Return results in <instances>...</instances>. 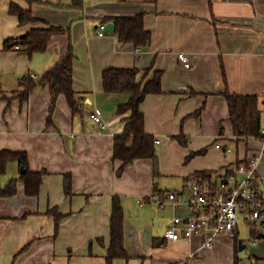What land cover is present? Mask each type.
I'll return each instance as SVG.
<instances>
[{
    "label": "crops",
    "instance_id": "0c3cea01",
    "mask_svg": "<svg viewBox=\"0 0 264 264\" xmlns=\"http://www.w3.org/2000/svg\"><path fill=\"white\" fill-rule=\"evenodd\" d=\"M13 4L30 10L34 21L21 25L11 13ZM138 15L152 34L149 45L138 48L115 33L99 35L102 25L114 23L106 18ZM52 26L68 31L54 36L45 52L30 56L6 49L7 40ZM71 44L77 55L73 88L83 112L74 114L61 95L51 115L49 86L23 102L20 80L39 81ZM111 68L138 69L139 79L149 73L146 81L161 75L162 93L149 94L141 106L146 132L160 141L158 171L148 158L117 173L122 163L113 158L114 139L129 115L118 109L131 95L104 91L103 73ZM227 91L259 97L264 129V0H0V151L24 152L32 172H46L37 196H28L19 182L15 196L0 197V264H107L114 196L124 207L129 258L113 264H264V240L253 244L250 232L248 241L239 239L238 230L212 249L203 248L200 238L168 240L172 218L186 210L149 201L180 191L196 173L220 177L257 154L264 176V140L235 136ZM92 113L101 115L106 130ZM22 174L20 164L10 162L0 186Z\"/></svg>",
    "mask_w": 264,
    "mask_h": 264
},
{
    "label": "trees",
    "instance_id": "16d2710c",
    "mask_svg": "<svg viewBox=\"0 0 264 264\" xmlns=\"http://www.w3.org/2000/svg\"><path fill=\"white\" fill-rule=\"evenodd\" d=\"M32 2V0H29ZM11 13L19 18L21 25L34 21L30 10L21 9L18 5L11 6ZM144 15L136 17H115L106 18L105 22L114 21L116 25L115 34L122 43H132L136 47H144L150 44L152 34L145 28ZM68 30L61 27H49L45 29H32L26 35L6 41V49L19 46L21 50L32 56L35 53L45 52L50 40L56 36L66 33ZM77 55L73 44L70 45L66 56L54 68L45 72L39 81L31 76L20 80V87L23 88L21 99L23 102L29 100L31 94L41 86H49L52 93L51 115L53 114L58 98L64 95L72 108L74 114L83 112L81 99L73 88V72ZM138 69H107L103 73L104 91L109 94L127 93L131 95L129 102L121 105L118 109L119 115L125 117L126 126L121 134L115 136L114 154L115 161H120L122 166L118 169V175H122L127 166L138 159H155L156 140L145 130V115L141 106L149 94H161V75L156 72L152 80L146 81L148 74L139 79ZM228 100L230 117L234 134L237 137L262 138V112L260 109L259 97L239 95L230 92L225 93ZM200 113V112H199ZM52 117V116H51ZM182 143H186L181 140ZM206 150L191 153L186 162ZM17 161L20 167L25 170L18 179H14L6 187L0 186V197H13L18 192V183L25 184V192L28 196H37L43 183L45 171L32 172L29 168L28 155L24 152L0 151V179L6 174L10 162ZM206 175L196 173L194 176ZM72 179L70 175L65 178L66 194L71 195ZM111 242L107 253V264H113L116 259H128L129 255L125 247V213L122 199L114 196L111 214Z\"/></svg>",
    "mask_w": 264,
    "mask_h": 264
},
{
    "label": "built area",
    "instance_id": "2783aa9c",
    "mask_svg": "<svg viewBox=\"0 0 264 264\" xmlns=\"http://www.w3.org/2000/svg\"><path fill=\"white\" fill-rule=\"evenodd\" d=\"M105 27H100V36L106 34ZM179 59L185 68H191L186 55L180 54ZM90 118L101 131L108 128L100 114L92 113ZM261 137L264 140V129ZM261 160L262 154H257L220 177L208 174L191 176L180 191L158 193L149 199L161 209L172 205L186 210L184 215H174L165 237L174 242L192 241L199 237L203 248L212 249L221 238H235L240 223H245L253 236V244L264 240V176L259 174ZM141 203L144 205L145 201Z\"/></svg>",
    "mask_w": 264,
    "mask_h": 264
},
{
    "label": "rangeland",
    "instance_id": "374dc122",
    "mask_svg": "<svg viewBox=\"0 0 264 264\" xmlns=\"http://www.w3.org/2000/svg\"><path fill=\"white\" fill-rule=\"evenodd\" d=\"M156 158H158L159 159V157H156ZM160 172V171H159ZM9 176V175H8ZM7 175L6 176H4L2 179H6V177H8ZM168 180H171V179H168ZM173 186H175V187H173ZM172 189L173 188H176V185H173L172 184V187H171ZM181 188V187H180ZM153 208V207H152ZM151 209V208H150ZM149 209V210H150ZM143 213V215H146V213L145 212H142ZM179 215H184V214H179ZM239 232H240V236H239V239H241V240H245V241H248L249 240V232H250V230H249V227L247 226V224H245V223H240V225H239ZM195 238H199V237H195Z\"/></svg>",
    "mask_w": 264,
    "mask_h": 264
},
{
    "label": "water",
    "instance_id": "95a60500",
    "mask_svg": "<svg viewBox=\"0 0 264 264\" xmlns=\"http://www.w3.org/2000/svg\"><path fill=\"white\" fill-rule=\"evenodd\" d=\"M106 32L114 34L116 31V25L113 22H110L105 27ZM158 159H155V169L158 171ZM22 173H25V170L22 169ZM246 245H243V241H240V249H244Z\"/></svg>",
    "mask_w": 264,
    "mask_h": 264
}]
</instances>
